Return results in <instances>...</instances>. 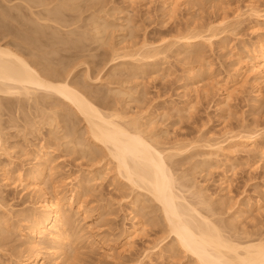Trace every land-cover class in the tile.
I'll return each instance as SVG.
<instances>
[{
	"label": "rangeland",
	"instance_id": "obj_1",
	"mask_svg": "<svg viewBox=\"0 0 264 264\" xmlns=\"http://www.w3.org/2000/svg\"><path fill=\"white\" fill-rule=\"evenodd\" d=\"M250 2L264 13V0H189L174 12L166 0H0V42L40 72L67 75L103 111L136 119L161 146L185 144L168 161L186 199H200L202 213L241 237L264 238V83L257 95L247 72L237 77L248 51L264 42V20L245 11ZM235 8L245 12L239 20ZM223 17L210 43L182 46L175 38ZM24 34L38 39L27 43ZM143 40L156 47L153 57L120 56ZM225 79L238 87L228 100L216 84ZM44 95L0 97V264L25 254L30 216L41 214L37 190L50 196L54 180L73 198L57 253L47 234L37 238L44 264H194L166 237L158 204L117 175L80 114ZM248 129L260 132L250 146L217 153L207 146ZM136 223L143 229L127 240Z\"/></svg>",
	"mask_w": 264,
	"mask_h": 264
},
{
	"label": "bare ground",
	"instance_id": "obj_2",
	"mask_svg": "<svg viewBox=\"0 0 264 264\" xmlns=\"http://www.w3.org/2000/svg\"><path fill=\"white\" fill-rule=\"evenodd\" d=\"M30 1L33 2V0ZM39 1L41 0H34V2ZM187 1L189 0H166L170 12H174L178 5ZM245 8L248 15L251 14L256 19L264 20V13H260L254 3H248ZM56 14L58 13L53 14V19H59ZM244 14L245 12H240L239 9L235 8L232 19L239 20ZM9 16L7 17L9 18ZM1 17L3 18L4 15ZM61 17L63 18V16ZM47 19L50 20V18ZM225 21L223 17L219 21L209 22L206 26L190 28V30L183 31L184 33H179L175 38L181 42L182 46H189L198 42L210 43L211 39L216 36L214 30ZM97 31L99 32V30ZM24 36L26 35L24 34ZM33 38L36 39L37 37L35 38L34 35L30 38L27 37L29 39L27 43H32ZM135 46L129 49L121 48L125 49L121 53L123 55L120 56L151 58L156 54L154 52L156 47L146 40ZM257 47L258 52H255L254 49L248 51L247 68H241L237 77L241 79L242 74L247 72L246 75L251 76L252 85L258 95L260 94V86L264 83V42H259ZM15 49L0 42V97L27 96L29 98L32 94L42 92L45 95L55 96L74 108L84 120L92 141L106 151V155L115 166L117 175L129 185L145 190L158 204L168 233L166 237L172 236L176 246L187 256H190L194 264H264L263 237L248 238L247 234L244 238L241 237L237 230L232 231L234 228L228 225L230 223L224 225L220 221V223L222 222L220 224L218 220L211 219L209 215L202 213L197 208L196 205L202 203L199 199L200 195L196 202H190L184 196L180 188L185 185L179 183L180 181L178 182L168 160L177 153L185 151V144L176 142L168 147L161 146L157 142L155 134H147L136 119H129L115 110L103 111L89 100L85 93L77 89L66 78L67 75L65 77L64 75L49 74L51 71L40 72L35 67L34 62L25 59L22 52ZM113 52L115 51L113 50ZM216 84L221 86L219 90L227 100L238 88L235 84L232 85L233 87L226 86L228 84L226 79L224 83L217 81ZM205 90L207 91V89ZM258 131V129H248L233 133L229 130L226 132L229 134L225 139L218 141L212 138L207 146L213 151L212 153L225 151L229 148L250 146L258 139L260 134ZM51 169L52 167H50ZM52 174L53 172H50V175ZM41 176H43V167L37 169V174L32 176V181L28 183V186L37 188L34 181ZM60 182L61 180L53 181V193L50 196L38 188L37 191H39L41 198L37 207L41 214L30 216V223L27 226L30 235L28 247L16 264H44L40 247L37 244V238L42 234H47L50 241L57 246L54 250L56 253L66 239L65 221L67 218L64 214V207L71 205L73 194L66 198L61 195L59 192L60 184H58ZM141 225L140 223L132 225L126 235L127 240L132 238V234L134 235L135 232L143 229H141ZM231 228L233 229L231 230Z\"/></svg>",
	"mask_w": 264,
	"mask_h": 264
}]
</instances>
